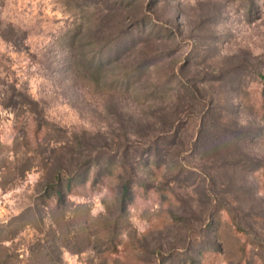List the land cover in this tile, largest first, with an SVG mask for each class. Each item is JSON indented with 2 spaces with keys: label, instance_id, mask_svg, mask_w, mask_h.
<instances>
[{
  "label": "rangeland",
  "instance_id": "374dc122",
  "mask_svg": "<svg viewBox=\"0 0 264 264\" xmlns=\"http://www.w3.org/2000/svg\"><path fill=\"white\" fill-rule=\"evenodd\" d=\"M0 264H264V0H0Z\"/></svg>",
  "mask_w": 264,
  "mask_h": 264
},
{
  "label": "trees",
  "instance_id": "16d2710c",
  "mask_svg": "<svg viewBox=\"0 0 264 264\" xmlns=\"http://www.w3.org/2000/svg\"><path fill=\"white\" fill-rule=\"evenodd\" d=\"M59 189H60V186L58 184V186L55 188V191H57L58 192V195L61 196V191ZM129 189H130V187L128 185H125L123 187V196H122L121 199H123V200L128 199V197L130 195Z\"/></svg>",
  "mask_w": 264,
  "mask_h": 264
}]
</instances>
